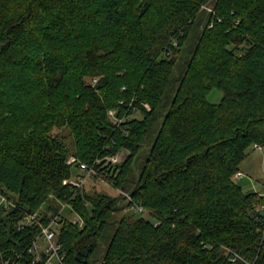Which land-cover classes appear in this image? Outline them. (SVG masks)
I'll return each instance as SVG.
<instances>
[{"label": "trees", "instance_id": "trees-1", "mask_svg": "<svg viewBox=\"0 0 264 264\" xmlns=\"http://www.w3.org/2000/svg\"><path fill=\"white\" fill-rule=\"evenodd\" d=\"M183 58L127 204L152 219L119 218L101 264H264V195L234 180L264 145V0H0V191L16 200L0 209V264H42L29 252L40 226L19 222L48 221L50 194L83 221L62 220L64 264H94L121 198L65 183L69 157L99 159L124 189Z\"/></svg>", "mask_w": 264, "mask_h": 264}, {"label": "rangeland", "instance_id": "rangeland-1", "mask_svg": "<svg viewBox=\"0 0 264 264\" xmlns=\"http://www.w3.org/2000/svg\"><path fill=\"white\" fill-rule=\"evenodd\" d=\"M203 24L205 23L202 21ZM202 28V26L200 27ZM197 35H194V39H191L186 42L183 52H186L187 48L189 47L190 43H193ZM186 56V55H185ZM184 58L181 59V61L178 63V65L175 68L174 72V79L171 83L166 98L160 108L159 114L157 115V118L153 122L150 131L147 135V138L141 147L138 155L135 158L134 164L132 166L131 174L127 180L126 187L122 189V187H116L113 182L108 181L107 178H103L100 174L98 175H91L89 176L82 188L85 190V192H88L89 194H93L94 192H100L105 193L113 197H120V205L122 206V209L119 210L116 215L110 220L109 225L107 226V230L105 232V235L101 238L99 242V247L95 254V262L94 264H101L105 251L112 239V235L114 234V231L117 226V221L119 218H121L123 215H130L132 218H136L138 215L143 216L145 218H150V214L148 212H144L141 215L137 213L136 211L132 210L130 206H128V202L132 200L131 191L136 185V182L139 178V175L142 171V168L148 158L149 152L154 144V141L156 139V136L158 134V131L160 129L161 123L170 107L172 98L174 97L176 88L179 84V78L182 75V69H184L185 63ZM224 93L222 90L215 88L211 92L208 93L207 98L212 103H218L222 99ZM53 135L59 136L60 139L68 145L71 149L73 148V136L71 134V131L68 126H62V127H55L52 131ZM128 155V151L124 150L120 157H118V161L120 162L122 159H124ZM76 157L75 155H71L69 157ZM241 171H243L244 175L242 177H236L234 176V180L241 185L244 186V189L246 191H254V192H260L264 194V150L261 149H253L251 148L249 150V155L245 159V161L241 165ZM82 173V170L78 168L76 165L72 168V180L77 179ZM131 197V199L129 198ZM59 199V198H58ZM57 198H52L53 203L57 204L59 207V210L62 211L63 220L67 219L72 222H79L80 225L83 224V221L81 217L76 213L70 206H67L64 208L65 204H63L62 201L58 200ZM127 205V206H126ZM126 206V207H125ZM59 239L57 240V242ZM44 246L46 242H42ZM54 264H57V260L55 258Z\"/></svg>", "mask_w": 264, "mask_h": 264}, {"label": "built area", "instance_id": "built-area-1", "mask_svg": "<svg viewBox=\"0 0 264 264\" xmlns=\"http://www.w3.org/2000/svg\"><path fill=\"white\" fill-rule=\"evenodd\" d=\"M203 8H207L208 10H211L210 6L203 5ZM124 104L123 101H121V104ZM109 115L115 120L116 123L121 122L123 119H120L117 116V110L116 109H110ZM255 149H261L264 150V145L255 144L253 146ZM109 161L117 162L118 157H108ZM100 161L99 159L96 160L93 164H88L86 162L80 161L77 159V157H72L69 159V163L75 164L78 168L82 170V173L77 179L72 180L67 179L65 183L71 184L74 187L82 188L84 185L86 179L91 175H98L99 172L96 167V163ZM244 173L242 171L237 172L235 175L236 177H242ZM264 195V194H263ZM50 199L56 198L53 194H50ZM131 199V197H129ZM58 199V198H57ZM60 200V199H58ZM61 202V200H60ZM65 204L64 208L67 206H70L73 210V206L69 202H63ZM16 206V200L14 198H10L9 196L5 195L2 191H0V209L6 208L10 209ZM132 210L136 211L137 213H144L147 212V210L139 204L132 203L130 206ZM75 211V210H74ZM76 212V211H75ZM258 212L264 213V204L258 208ZM45 213V212H44ZM49 219L48 221L44 222L42 220V212H25L20 219L19 226L20 228H24L26 226L37 224L40 226V233L39 235L33 240L32 245L29 248V252L34 255V259L36 262H40L42 264H54V260L56 258L57 264H64V258L65 254H62L60 252L62 248V244L57 240L59 239V233L62 228V211L61 209L55 213L52 210H49L46 212ZM83 226V224H82ZM42 242H46L44 246ZM5 264H10L8 261L5 262Z\"/></svg>", "mask_w": 264, "mask_h": 264}, {"label": "crops", "instance_id": "crops-1", "mask_svg": "<svg viewBox=\"0 0 264 264\" xmlns=\"http://www.w3.org/2000/svg\"><path fill=\"white\" fill-rule=\"evenodd\" d=\"M243 172V171H242ZM264 193V192H263Z\"/></svg>", "mask_w": 264, "mask_h": 264}]
</instances>
